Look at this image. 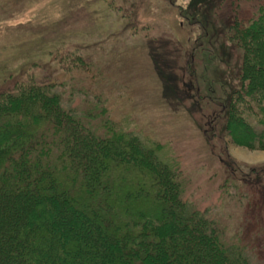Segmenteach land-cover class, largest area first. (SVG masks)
<instances>
[{
    "label": "rangeland",
    "instance_id": "374dc122",
    "mask_svg": "<svg viewBox=\"0 0 264 264\" xmlns=\"http://www.w3.org/2000/svg\"><path fill=\"white\" fill-rule=\"evenodd\" d=\"M261 3L176 0L177 8L166 0H0V110L8 92L31 82L52 85L62 103L78 109L99 100L117 125L178 163L186 204L264 264V184L245 186L226 175L223 163L237 161L243 173L264 167V149L238 145L224 131V105L240 84L248 51L231 36L233 22L247 24ZM261 31L247 36L253 84L264 83Z\"/></svg>",
    "mask_w": 264,
    "mask_h": 264
},
{
    "label": "trees",
    "instance_id": "16d2710c",
    "mask_svg": "<svg viewBox=\"0 0 264 264\" xmlns=\"http://www.w3.org/2000/svg\"><path fill=\"white\" fill-rule=\"evenodd\" d=\"M255 13L233 22L231 36L249 52L223 130L238 145L264 149V83H252L246 60L247 36L264 29V0ZM17 88L0 110V264H258L182 200L181 170L167 151L117 125L99 100L78 109L50 84ZM223 161L232 179L264 184V167L243 173L237 161Z\"/></svg>",
    "mask_w": 264,
    "mask_h": 264
}]
</instances>
